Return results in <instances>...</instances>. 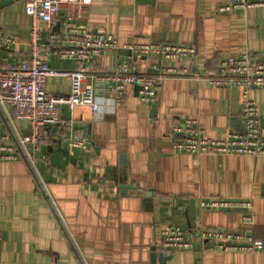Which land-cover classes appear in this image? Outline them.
Masks as SVG:
<instances>
[{
  "label": "crops",
  "instance_id": "obj_1",
  "mask_svg": "<svg viewBox=\"0 0 264 264\" xmlns=\"http://www.w3.org/2000/svg\"><path fill=\"white\" fill-rule=\"evenodd\" d=\"M229 2L92 0L80 11L63 6L53 30L61 31L66 18L80 17L94 32L112 34L121 45L192 44L198 50L194 61L151 55L139 59L135 69L215 72L221 60L246 52L264 59V7L220 13L219 7ZM25 5L21 0L0 11V32L19 41L13 49H0L2 67L28 55L32 19ZM45 28L43 54L50 65L77 68L74 61L51 52ZM125 57L121 51H106L90 70H113ZM45 87L52 95L71 94L67 77H49ZM95 87L103 121L96 120L88 106L64 108L63 116L73 119V130L46 129L61 144L41 143L34 162L25 157L0 161V264H160L153 261V253H162L157 245L170 226L191 234L202 228L244 227L242 211L202 209L206 199L252 201L254 223L249 230L264 241V155L196 157L172 149V128L180 117L198 118L214 138L246 131L242 87L166 76L154 103H142L139 88L131 86L119 106L109 85ZM249 97L264 119V89H250ZM17 126L29 132L27 124ZM74 137L86 138L89 150L69 147ZM62 147L69 148L76 162L60 152ZM213 247L211 242H197L196 250L167 252V264H264V251L220 253Z\"/></svg>",
  "mask_w": 264,
  "mask_h": 264
},
{
  "label": "built area",
  "instance_id": "obj_2",
  "mask_svg": "<svg viewBox=\"0 0 264 264\" xmlns=\"http://www.w3.org/2000/svg\"><path fill=\"white\" fill-rule=\"evenodd\" d=\"M92 0H26L25 11L32 19L28 44V55L24 59L0 66V161H15L25 157L34 162L37 148L43 140L49 139L46 130L62 126L73 130V119L63 116L64 108L74 110L78 106H88L98 121L105 119L101 99L95 84L109 85L112 100L116 106L124 101L131 86L139 88V100L152 104L157 99V89L166 76L191 77L197 81H207L216 87H242L244 103L242 116L246 131H230L225 136H209L200 120L195 117H180L172 128V149L174 153L205 155L251 156L264 155V119L257 103L249 97L252 88L264 89V59L246 52L239 57H229L220 61L215 72L199 73L191 68L170 69L159 73H139L135 69L134 56L155 55L163 59L194 61L198 54L192 44L172 42H149L121 45L109 33L94 32L80 17L66 18L61 31L53 27L63 6H76L79 11ZM254 7H264V0H230L219 7L220 13L235 12ZM45 25L49 28L51 52L60 59L72 60L77 68L71 70L54 69L44 57ZM19 44L14 36L0 32V49H13ZM129 50L132 56L120 60L110 71H92L89 65L106 51ZM164 72V73H163ZM67 77L71 81V94L52 95L46 90L49 77ZM5 120V122H3ZM18 122L27 124L28 133H22ZM4 124V125H3ZM9 128L11 131H8ZM55 139L58 143L57 138ZM15 141V142H14ZM62 143L59 140V143ZM60 143V144H61ZM68 146L89 150L86 138H70ZM202 209L240 210L242 223L240 230L228 228H202L191 234L180 226H170L162 231L157 248L162 253L193 251L197 242L213 243L212 250L220 253H261L264 241L253 236L249 227L254 223L253 203L239 199H206ZM3 233L0 230V242Z\"/></svg>",
  "mask_w": 264,
  "mask_h": 264
},
{
  "label": "water",
  "instance_id": "obj_3",
  "mask_svg": "<svg viewBox=\"0 0 264 264\" xmlns=\"http://www.w3.org/2000/svg\"><path fill=\"white\" fill-rule=\"evenodd\" d=\"M21 1V0H0V11H2L4 8H7L16 2ZM59 28V25L57 26ZM57 31V29H55ZM46 44H49L48 41H45ZM121 53L125 56H132L131 51L129 50H122ZM135 61L139 60L138 56L133 57ZM141 59H147V57H140ZM5 121V120H4ZM245 132V131H244ZM60 152L63 153V155L69 159L72 162H76L75 157L71 154L69 148L62 147L60 149ZM171 259V256H166L165 253H157L156 250H154L153 253V261L154 262H159L160 264H167L168 261Z\"/></svg>",
  "mask_w": 264,
  "mask_h": 264
},
{
  "label": "trees",
  "instance_id": "obj_4",
  "mask_svg": "<svg viewBox=\"0 0 264 264\" xmlns=\"http://www.w3.org/2000/svg\"><path fill=\"white\" fill-rule=\"evenodd\" d=\"M139 59H141V58L139 57ZM138 61H139V60H137V61L134 60V65H137V64H138ZM91 66H92V65L90 64V65H89V68H91ZM92 68H93V67H92ZM7 129H8V131H11L9 128H7ZM14 142H15V141H14ZM43 142H49L50 144H56L57 141H56L55 139H53V138L50 137V138L47 139V140L44 139ZM43 142H42V143H43Z\"/></svg>",
  "mask_w": 264,
  "mask_h": 264
}]
</instances>
